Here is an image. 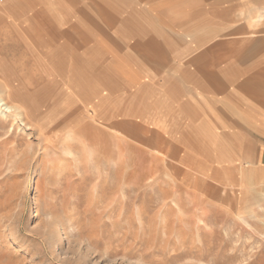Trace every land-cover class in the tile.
Masks as SVG:
<instances>
[{
    "label": "rangeland",
    "instance_id": "obj_1",
    "mask_svg": "<svg viewBox=\"0 0 264 264\" xmlns=\"http://www.w3.org/2000/svg\"><path fill=\"white\" fill-rule=\"evenodd\" d=\"M222 2L223 40L232 42L223 49L224 61L234 54L248 66L249 86L257 100L249 102L260 114L259 120L253 117V124L226 128L220 131L223 135H181L173 126L168 128L169 121L160 122L164 129L152 126V130L197 142L198 149L205 146L206 155L218 160L217 169L238 173L240 183L234 179L227 183L223 177L218 184L197 173L204 180L194 183L192 177L178 176L169 167L170 160L160 155L158 159L159 148L149 142L145 123L135 118L130 98L127 111L133 120L121 130L126 143L112 137L106 142L94 132L83 140L85 146L63 138L54 146L44 140L39 120L31 119L26 126L20 123L19 128L0 122V264H264V66L253 69L258 55L264 53V0ZM120 11L119 0H0V91L9 80L12 88L19 89L16 96L34 99L36 110L47 106L42 100L48 104L55 100L56 88L82 100L80 92L52 80L56 69L44 61L47 50L40 43L54 38L40 40L30 34L39 20L55 25L61 44L58 51L73 48L81 66L91 60L89 79L103 84L101 56L107 59L106 71L118 80ZM176 14L169 15L178 19ZM25 20L34 23L27 28ZM109 86L108 102L116 113L124 106L121 93L125 90L118 88L119 82L110 81ZM167 86L162 88L165 95ZM147 87L139 96L140 108L151 113L160 90L152 82ZM136 90L127 88L126 95ZM89 101L86 105H93ZM118 120L112 118L105 128L100 127L104 134H117ZM136 125L141 128L139 138L129 133ZM254 125L262 127V134ZM69 145L73 147L70 154ZM121 154L127 156L117 170L109 164ZM130 156L136 162H129ZM134 163L138 170L131 167ZM132 170L136 177L126 180L125 174L131 176Z\"/></svg>",
    "mask_w": 264,
    "mask_h": 264
},
{
    "label": "crops",
    "instance_id": "obj_2",
    "mask_svg": "<svg viewBox=\"0 0 264 264\" xmlns=\"http://www.w3.org/2000/svg\"><path fill=\"white\" fill-rule=\"evenodd\" d=\"M222 1L119 0L121 64L116 82L121 91L137 89L134 95L121 93L124 106L120 110L128 120H133L128 118L129 98L137 120L155 116L159 122L169 121L170 130L173 126L185 136L223 135L220 131L239 128L241 122L253 124L252 118L259 117L247 93L252 89L248 66L234 54L224 61L223 49L232 42L223 40ZM169 11L180 14L174 16L178 19L170 17ZM151 82L159 87L160 97L155 98L149 113L140 108L139 96ZM164 84L168 85L167 95L162 92ZM255 127L262 134V127Z\"/></svg>",
    "mask_w": 264,
    "mask_h": 264
},
{
    "label": "bare ground",
    "instance_id": "obj_3",
    "mask_svg": "<svg viewBox=\"0 0 264 264\" xmlns=\"http://www.w3.org/2000/svg\"><path fill=\"white\" fill-rule=\"evenodd\" d=\"M31 23L33 24L34 22H32L31 20H25L23 22V25L27 28H30ZM30 34L34 38H37L40 40L43 39L44 37L49 39L48 38L49 36L51 37V39L54 38V40H52V41L51 40L47 41L48 42L47 44H45L44 42L40 43L42 46V49L47 50V53L44 55V57H45L44 61H49V63H51L53 65V67H55V69H56V73L54 75L52 74L55 77H51V78H52V80H54V78L58 79L59 83H61L62 85H66V84L69 85L70 87H72L74 89L73 93L80 92L82 94L83 98L80 102H78L76 99L72 98L69 93H66V92L61 93L60 90H62V89L56 88L57 87V85H56L55 86L56 95L54 97L55 100H53L49 104H48V102H46V101L43 102V100H42L41 102L46 104L47 106L44 108V110H42V108H41V110H40V108L38 110H36V108L34 107L35 104H33V103H35L33 101L34 99H31L28 96H24V95H22L21 97L16 96V94L19 92V89L18 88H12L9 80H5L2 84V90L0 91V122H1V124L6 126L8 124V122H10L9 123L10 126H13V124H15V127L19 128V126H21V125H19L20 123H22L23 126H26V125H29L28 122L31 119L39 120L40 126L39 125L38 126H39L40 132H43L42 134H44L43 135L44 140L46 142H48L49 144H53L54 146H55V144L56 145L61 144L62 138L65 140H68L70 142H72V140L80 141L81 144L83 146H85L83 143V140L86 138L89 139V137H90L89 133L94 134V132L100 133V134H95V135H97V136H95L97 138L101 137V135H102L104 140H106L109 137H112L120 143H126V140H125L126 135H125V133H121V130L124 131L125 129L128 128V124H127L128 119L126 118L125 113L121 112V110L119 112L112 113L111 108H110V104H112V103L108 102V97L110 95V91H107V88L112 86V85L109 86V83H110V81H111V84H115L117 82H116V77H113V75H110L109 72L106 71V69H105L108 65L107 59L105 57L99 56L100 57V63L102 64V67L105 65L103 68H101V71L99 73V78L103 81V84H102L101 81L93 80L92 78L89 79L88 78L89 76L86 75V73L88 74L89 70H90L89 65H93L91 63V60L88 61V64L85 65L86 66V68H85L84 63H83V66H81L82 61H80V59H79L80 56L75 55L76 52L73 51V48L71 51H69L71 53H69L68 51L61 53L60 49L58 51L57 48L61 45L60 40L58 38L59 34L57 33V31L55 29V25H53L52 22H46V21H42V20L35 21L34 28H32ZM62 43H63V41H62ZM86 44H90V39L87 40ZM63 45H65V44H63ZM66 47L69 48L68 46H66ZM64 49H66V48H64ZM74 52H75V54H74ZM250 55H252V54H248L247 56H250ZM62 57H65V58H62ZM263 57H264V53H260L258 55L257 65H253L254 66L253 69H256V68L259 69L260 67L264 66L263 62H262ZM84 59L85 58H83L81 60H84ZM62 62H63V64H61ZM14 63H16V62H14ZM3 67H5V66H3ZM82 67H84L85 69H83ZM1 70H3V68ZM254 71H256V70H254ZM33 72H35V71H33ZM53 73H54V71H53ZM262 74H264V73H262ZM29 77H31V76H29ZM38 77H40V76H38ZM46 77L49 78L48 76H46ZM117 77L119 78V75ZM36 78H37V76H36ZM253 78L255 80L256 77H253ZM86 79H88L86 85H82V84L80 85V83H78L79 80L85 81ZM27 81H29V80H27ZM240 81H242V79ZM252 81H253V79H252ZM118 88L120 89V87H118ZM241 88H243V86H241ZM70 91H71V89H70ZM59 92H60V94H59ZM247 93L249 94L248 95L249 101H250V99H252V101L255 100V102L257 101L255 99L256 94H255V91L253 89H251V90L248 89ZM248 97H247V99H248ZM88 100H90L88 103L93 102V105H86ZM115 117L119 119L116 122V126L119 128L120 131L119 130L116 131L117 134H113V132L110 135L104 134V132H103L104 129L102 131V129L100 127L105 128L106 123L109 120H111L112 118L114 119ZM255 121H258V118H256ZM144 122H145L144 127L146 128V129H144V131H148L147 133L149 135V142L151 141L154 145H156V147L159 148V149L156 148L157 150L155 149L158 156L160 155L163 159H164V157H166L167 160H170L169 161V163H170L169 167L174 168V171L177 173L178 176L181 175L184 178L192 177L194 179L193 180L194 183H196V182L199 183V181L204 180L203 178H200L201 177L200 175L212 177V179L215 180V182L218 184H221L223 182V177L226 178L227 183H229V181H228L229 179H234V181L236 183H240L238 173L229 172L227 169H224V170H222L223 172H220L217 169V167H216L217 165H215V164L217 163L218 160H215L214 158H212L213 156H211L209 154L206 155L207 148L205 146H203L202 149H198V146H197L198 143L197 142H194L193 144L188 143L187 139L183 140V138L172 137V136L167 135L165 133H161L160 131L157 132V130H152V128L154 126L158 128V126L161 125V123L156 120L155 116L148 117V119ZM35 124H37V123L35 122ZM124 127H125V129H124ZM139 127H140L139 125L133 126V128H131L132 131L129 132L130 136H135V137L139 138L140 135H137V134H139L137 132H141V130H140L141 128H139ZM23 129H24V127H23ZM166 136H169V141L166 139ZM91 138H93V137H91ZM94 142H95V140H94ZM106 142H109V141L106 140ZM106 142L104 141V143H106ZM70 144H72L74 146L73 143H70ZM72 145L67 146L68 147L67 152L69 154L72 153V149H73ZM178 147L180 148V150H182V152L179 150ZM181 148H183V149H181ZM177 150H179V151H177ZM103 151L107 153L106 149H103ZM104 152H102V153H104ZM111 154H113V153H111ZM152 154H153V150H152ZM104 155H106V154H104ZM123 156H127V155H122V154L119 155L117 158L112 159L111 160L112 163L109 165H112V167L117 169V170H121L122 167L124 166V162H125ZM160 156L158 157V159H160ZM129 159H130L129 162H136L135 157H133V156H130ZM181 160H184L185 163L181 162ZM105 165H107V164H105ZM131 167L133 169L135 168L136 170H138L140 168V166L137 165L136 163L132 164ZM244 168L245 167H242V166L240 167L242 172H244ZM195 173L199 174L198 176H200V177L196 176ZM127 175H128V172L125 174L126 180L129 179L130 177L135 178L137 175V172L133 171L131 176H129V175L127 176ZM194 185L196 186V184H194ZM238 185H242V184H238ZM202 202L203 201H201V203ZM175 204H176V202H175ZM180 232L178 231V233H180Z\"/></svg>",
    "mask_w": 264,
    "mask_h": 264
}]
</instances>
